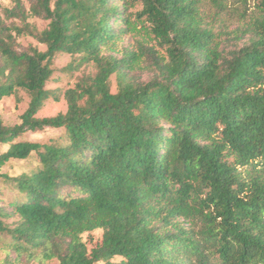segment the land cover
Segmentation results:
<instances>
[{"label":"trees","instance_id":"1","mask_svg":"<svg viewBox=\"0 0 264 264\" xmlns=\"http://www.w3.org/2000/svg\"><path fill=\"white\" fill-rule=\"evenodd\" d=\"M12 1L0 9L21 26L0 20V100L21 89L29 101L19 123L0 118V167L38 165L0 172V264H264V0L229 44L215 25L225 0ZM23 33L44 48L19 46ZM138 34L153 45L114 54ZM57 54L70 75L94 73L63 90L65 111L39 117L57 99ZM45 128L61 133L19 139Z\"/></svg>","mask_w":264,"mask_h":264},{"label":"rangeland","instance_id":"2","mask_svg":"<svg viewBox=\"0 0 264 264\" xmlns=\"http://www.w3.org/2000/svg\"><path fill=\"white\" fill-rule=\"evenodd\" d=\"M226 7L219 12L220 19L215 23L219 28H221V39L224 40V44H229L234 39L230 36L226 35V32L234 30L236 27H240L248 21V19L253 15L252 12L253 2L249 0L246 4L241 3L240 0H225ZM0 4L2 7L9 8L13 5L12 0H0ZM24 5L27 8V3L24 1ZM139 9V5H135L133 9ZM203 11L206 14L215 11V8L206 1L203 6ZM0 20H2L5 24H10L13 22L21 26V22L19 19L15 18H6L2 9H0ZM30 25L34 26L37 30L43 29L47 21H44L37 17L30 16L27 19ZM139 27V26H138ZM217 28V29H219ZM14 33V32H13ZM141 34L138 35H126L121 40L118 41L117 45L115 46L117 51H114V54L119 56L121 51L124 48H131L135 50L137 53V44L135 42L136 38L140 40H146V38L142 39ZM148 40V39H147ZM148 44H152V41H147ZM227 40V41H226ZM16 41L18 42L19 46L26 47L28 45H36L39 49H43L44 47L37 42L28 34H19L16 35ZM145 57H141V61L145 60ZM54 72L47 82L46 88L49 90H53L54 93L57 95V99L50 96L47 100H45L43 106L36 114L39 117L54 115L59 111H65L66 109V102L63 98L62 92L65 88L73 86V84L83 75L93 74L94 68L91 65L83 64L77 70L70 73L65 72L63 68L71 61V56L68 54H57L53 60ZM146 74L142 76V78H146ZM110 88L111 91L115 90V79L112 75L110 77ZM29 101V95L21 89H16L14 94L10 96H5L0 100V118L5 124H14L19 123L21 121L20 115L26 109ZM61 133V130L52 129V128H45L41 131L37 132H26L19 139H26V140H33L39 142L48 141L50 138H56ZM7 146L0 145V151L4 150ZM38 165L36 159L33 156H30L26 160H11L5 163L2 167H0V172H5L10 175L18 174L22 171H29L31 169L36 168ZM3 190H5V194L7 193L6 187L3 186ZM4 197L6 198V195ZM10 219L8 221H11ZM100 231H94L90 234H83L82 239L86 242L88 248L94 247L101 239ZM6 252L4 248H2L0 243V263L2 262ZM19 264H57V261L47 260L40 262L38 260H33L29 262L21 261Z\"/></svg>","mask_w":264,"mask_h":264}]
</instances>
